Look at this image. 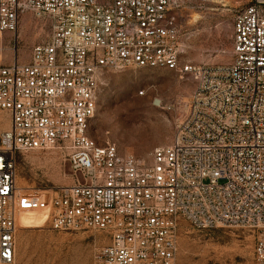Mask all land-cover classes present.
<instances>
[{"label": "built area", "instance_id": "obj_1", "mask_svg": "<svg viewBox=\"0 0 264 264\" xmlns=\"http://www.w3.org/2000/svg\"><path fill=\"white\" fill-rule=\"evenodd\" d=\"M183 0H0V33L25 15L47 29L26 60L0 62V264H16L18 213L46 211L54 231H98L93 264H176L183 223L253 234L264 264V0L233 16L226 63L182 62ZM153 67L190 77L172 141L146 165L90 135L104 70ZM143 94V91L140 92ZM55 151L71 183L47 202L16 184V154Z\"/></svg>", "mask_w": 264, "mask_h": 264}, {"label": "rangeland", "instance_id": "obj_2", "mask_svg": "<svg viewBox=\"0 0 264 264\" xmlns=\"http://www.w3.org/2000/svg\"><path fill=\"white\" fill-rule=\"evenodd\" d=\"M244 4L245 0H183L182 62H229L233 16ZM16 34L15 44L12 33H0L1 63L12 60L14 46L20 60H26L31 47L46 40L47 29L25 15ZM194 86L190 77L167 69L104 70L89 135L100 144L109 140L121 154L149 165L153 150L172 141ZM8 126V114L0 110V135ZM71 180L69 165L55 151L16 154V184L23 192L47 202L56 187ZM45 219L46 211L36 207L18 213L16 264H93L95 250L106 242L100 232L54 231ZM253 244V234L246 228L198 230L183 223L176 264H253Z\"/></svg>", "mask_w": 264, "mask_h": 264}, {"label": "bare ground", "instance_id": "obj_3", "mask_svg": "<svg viewBox=\"0 0 264 264\" xmlns=\"http://www.w3.org/2000/svg\"><path fill=\"white\" fill-rule=\"evenodd\" d=\"M156 103H157V101H156Z\"/></svg>", "mask_w": 264, "mask_h": 264}]
</instances>
